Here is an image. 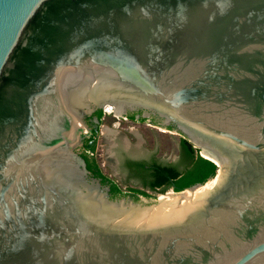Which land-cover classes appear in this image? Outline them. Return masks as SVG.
Listing matches in <instances>:
<instances>
[{"label": "water", "instance_id": "obj_1", "mask_svg": "<svg viewBox=\"0 0 264 264\" xmlns=\"http://www.w3.org/2000/svg\"><path fill=\"white\" fill-rule=\"evenodd\" d=\"M103 104L221 170L107 195L75 153ZM0 264H264V0H0Z\"/></svg>", "mask_w": 264, "mask_h": 264}, {"label": "flooded vegetation", "instance_id": "obj_2", "mask_svg": "<svg viewBox=\"0 0 264 264\" xmlns=\"http://www.w3.org/2000/svg\"><path fill=\"white\" fill-rule=\"evenodd\" d=\"M144 113L146 112L141 110H127L126 118L122 117L118 125L127 121H149L147 126L162 134L175 131L179 136L177 146L170 153H166L164 141L157 140L153 135H142L137 130H128L122 134L121 130L111 129L113 146L105 153L103 164L100 154L97 153L96 142L103 136L99 128L104 121V114L100 107H96L86 116L90 135L82 138L79 144L81 151L75 153L82 159L86 171L106 189L109 196L117 194L116 190L118 194L126 193L131 198L174 191L171 184L193 170L197 158H210L190 142L186 133L173 124L166 125L157 115ZM160 127L165 131L159 130Z\"/></svg>", "mask_w": 264, "mask_h": 264}, {"label": "rangeland", "instance_id": "obj_3", "mask_svg": "<svg viewBox=\"0 0 264 264\" xmlns=\"http://www.w3.org/2000/svg\"><path fill=\"white\" fill-rule=\"evenodd\" d=\"M108 107L111 108L110 111H108ZM101 111L103 115V123L101 124L99 130L101 135H103L102 137L100 136L98 138V141L96 142V147H97V153L100 154L101 158H102V164H103V160H104V156L105 153L108 152V150L113 146V142H112V135H111V131L113 129H118L121 130L122 134L125 133V131H134L137 130L140 134L142 135H153L154 137H156L157 140H163L164 141V151L166 153H170L172 151L173 148H175L177 146L178 143V139L179 136L176 134L175 131H172L171 134H162L159 131L154 130L153 128L147 126V124H150L149 121L146 120H142L140 122H130L127 121L126 123L124 122L123 124L121 123V125L119 126L118 124L121 122L120 120L122 119L121 116H116L114 115V111L113 108L109 105V104H103L101 107ZM111 124H115V126L113 127ZM112 129V130H111ZM159 130L161 131H165L163 129V127H160ZM154 131V132H152ZM156 131V132H155ZM75 151L80 152V145H76V149ZM204 157V156H203ZM221 170L220 167L217 168L216 173L214 175V177L212 179H209L203 186H206V184L210 185L211 181L216 177L217 173ZM106 172V170H105ZM161 194H178L176 191H172L169 190L167 191V193H159L154 195L153 193H149L147 196H141L138 198H131L129 197L128 194L124 193V194H115L111 197H114L120 201H126V200H130L129 204L131 203H137L143 206H151L154 204H157V199H160L163 195ZM184 195H186V191L183 193ZM179 195V194H178ZM165 196V195H164ZM163 196V197H164Z\"/></svg>", "mask_w": 264, "mask_h": 264}, {"label": "trees", "instance_id": "obj_4", "mask_svg": "<svg viewBox=\"0 0 264 264\" xmlns=\"http://www.w3.org/2000/svg\"><path fill=\"white\" fill-rule=\"evenodd\" d=\"M194 163L195 168L193 170L188 171L182 178L177 179L171 184L174 191H181L194 184H204L214 177L217 168L213 163L201 158H197ZM116 193H118L117 190Z\"/></svg>", "mask_w": 264, "mask_h": 264}, {"label": "bare ground", "instance_id": "obj_5", "mask_svg": "<svg viewBox=\"0 0 264 264\" xmlns=\"http://www.w3.org/2000/svg\"><path fill=\"white\" fill-rule=\"evenodd\" d=\"M107 109H108V111H110V110H111V108H110V107H108ZM204 154H205V153H204ZM207 158H208V157H207ZM208 159H210V160L214 161V159H212L211 157H210V158H208ZM218 167H220V166L218 165ZM218 171H219V170H218ZM217 174H218V173H217ZM212 178H213V177H212ZM212 178H211V179H212ZM208 186H209V185H208V184H206V186H202V187H204V188H207ZM185 191H186V190H185ZM185 191H183L182 193H178V194H179V195H181V196H185V195L183 194ZM178 194H171V195H178ZM166 195H168V194H165V196H166ZM163 196H164V195H163ZM163 196H162V197H163ZM162 197H161V198H162Z\"/></svg>", "mask_w": 264, "mask_h": 264}]
</instances>
